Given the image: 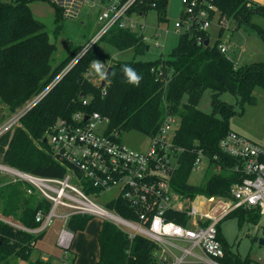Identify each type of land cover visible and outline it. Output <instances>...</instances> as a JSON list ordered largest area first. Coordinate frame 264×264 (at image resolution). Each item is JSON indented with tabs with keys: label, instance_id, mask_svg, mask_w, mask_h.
<instances>
[{
	"label": "trees",
	"instance_id": "16d2710c",
	"mask_svg": "<svg viewBox=\"0 0 264 264\" xmlns=\"http://www.w3.org/2000/svg\"><path fill=\"white\" fill-rule=\"evenodd\" d=\"M34 1H0V105L9 116L47 90L82 49L76 46L60 65L54 67L57 47L51 42L45 24L34 16L30 7ZM168 1L139 0L130 13L146 17L156 11L158 23L162 24L168 21ZM208 1L221 17L232 18L239 25L255 27L254 16L264 17V5L252 0ZM54 7L58 13L57 21L62 23V11ZM224 32L225 29L220 28L219 39L214 45L210 43L208 31L181 34L178 46L168 58L162 56L153 61L113 59L100 50L98 43L26 115L22 120L23 127L16 129L12 139L11 134L0 139V163L43 177L63 178L65 167L51 158L44 143L51 127L60 118L69 119L77 112H98L109 119L110 131H136L152 137L171 115L180 121L175 143L188 150L172 181L175 192L190 200L197 196L229 199L231 188L240 182L239 176L232 172L237 160L222 153L219 143L231 132L229 122L236 111L221 96L229 92L239 97L242 105L255 103V89L264 88V62L238 66L219 48ZM200 36L202 42L198 43ZM102 41L118 51L134 50L136 55L145 54L148 48L143 34L118 27ZM93 61L113 69L104 86L105 95L102 84H94L86 78ZM126 64L143 77L139 87L125 81L121 69ZM207 90L212 92L211 113L199 109ZM85 100H88L86 106ZM4 119L1 118L0 123ZM200 151L209 158V169L220 166L222 171L195 185L189 181ZM27 189L20 183L0 186V215L28 228H37L36 214L40 210L49 211L50 203L34 192L29 194ZM109 207L113 208L112 205ZM233 214L239 218L240 225L246 221L257 225L261 219L254 210L239 209L228 216ZM167 217L182 224L188 220L186 214L176 211L169 212ZM92 220L89 216H75L68 227L77 234L85 231ZM218 232L226 253L224 264H253L250 259L242 260L233 254L220 229ZM43 235L33 236L0 220V264H10L11 259H29L36 251L32 243ZM98 244L97 264H157L153 257L155 245L151 241L136 237L131 242L109 222L103 223ZM33 264H52V260H43L39 253Z\"/></svg>",
	"mask_w": 264,
	"mask_h": 264
},
{
	"label": "built area",
	"instance_id": "2783aa9c",
	"mask_svg": "<svg viewBox=\"0 0 264 264\" xmlns=\"http://www.w3.org/2000/svg\"><path fill=\"white\" fill-rule=\"evenodd\" d=\"M46 1L60 8L64 19H77L85 8L97 7L98 30L47 90L0 123V139L6 134H11L12 139L26 115L114 27L136 32L134 18L138 15L130 11L139 0ZM183 4L186 19L176 23L177 32H207L215 19L219 27L224 28L227 18L221 17L210 1L183 0ZM159 36L156 31L154 37ZM144 41L148 43L149 38L144 36ZM201 42L200 36L198 43ZM156 46L160 47V44L156 42ZM219 48L227 53L226 46ZM103 66L106 73L108 66ZM86 78L97 85L105 79L92 66ZM103 94H106L105 87ZM83 104L88 105V100ZM179 127L178 117L167 116L157 134L150 137L152 143L148 150L137 151L124 144L122 132L110 131L109 119L98 112H77L69 119L60 118L51 127L45 144L51 158L65 167L63 178L43 177L0 163L1 176L12 183L25 185L29 194L34 192L50 203L49 211L40 210L36 214L37 228H28L1 215L0 220L17 230L39 236L53 225L54 220L60 219L63 228L57 246L63 250L62 264H73L71 250L76 234L68 225L75 216L109 222L131 242L136 237L151 241L155 245L153 257L157 264H224L226 253L218 232L223 218L239 209L257 211L264 218V145L234 131L220 141V151L237 160L232 172L239 176L240 182L231 188L229 199L215 198L224 205L225 211L220 217L213 218L206 212L205 203L214 198L197 196L190 200L172 187L182 156L188 151L175 143ZM205 162H209V158L200 151L193 173L202 170ZM217 170L222 171L220 166ZM105 194L114 195L106 204L108 210L95 201ZM173 211L186 214L187 223L169 220L168 213ZM36 245L37 241H34L32 247Z\"/></svg>",
	"mask_w": 264,
	"mask_h": 264
},
{
	"label": "rangeland",
	"instance_id": "374dc122",
	"mask_svg": "<svg viewBox=\"0 0 264 264\" xmlns=\"http://www.w3.org/2000/svg\"><path fill=\"white\" fill-rule=\"evenodd\" d=\"M30 7L34 16L45 24L51 42L55 43L57 47L53 59L54 67L60 65L76 46H85L89 43L98 30L99 9L97 7L85 8L77 19H63L62 23L57 21L58 13L51 2L36 0ZM185 14L186 9L183 0H169L167 4L168 21L165 23H158L156 11H151L146 17L136 16L134 18L137 24L136 33L149 38L147 44L150 50L145 54L136 55L134 50L118 51L104 41L99 42L98 47L101 51L110 55L111 58L122 61L135 59L153 61L162 56L168 58V55L178 46L180 36L183 34L176 31L175 25L185 21ZM216 20L208 30L212 45L219 39L220 27L217 24L218 20ZM253 24L255 27L239 25L232 18L226 19L221 45L227 47V57L238 66L264 62V36L262 34V32L264 33V17L254 16ZM141 26H145V28L141 29ZM156 31L160 33L158 38L154 37ZM156 42L160 44V47L156 46ZM211 96L212 92L210 90L205 91L199 105L200 110L211 113ZM254 97L255 103H244V105L240 103L241 99L239 97L229 92L224 93L221 99L235 107L236 114L230 120L229 128L256 144L264 145V88L257 87L254 91ZM8 116L6 109L0 105V119L5 118L4 120H6ZM121 139L124 144L137 151L148 150L152 143L149 136L136 131L123 132ZM214 173H218L217 168L209 169V162H205L202 170L194 172L189 182L198 185ZM6 183H8V179L3 178L0 174V186ZM113 196V194H105L98 200L95 199V201L108 210L106 204ZM205 207L206 212L213 218L220 217L225 211L224 205L220 204L219 199L215 198L207 201ZM109 212L115 214L110 210ZM103 223L102 219L93 218L86 230L75 236L72 251L81 246L76 264H96L99 251L97 236L95 237V235ZM62 228V221L56 219L44 239L38 240L40 242L38 245L42 247L44 252L47 253L49 248H53L57 249L56 255H61L60 259H53L52 264H62L63 250L57 246L58 235ZM219 229L226 246L233 254L239 256L242 260L248 258L253 264H264V245L260 244V240H264V218H261L257 225L249 221L240 225L239 218L233 214L223 218ZM38 258L39 253L33 251L29 259H11L10 264H33Z\"/></svg>",
	"mask_w": 264,
	"mask_h": 264
},
{
	"label": "crops",
	"instance_id": "0c3cea01",
	"mask_svg": "<svg viewBox=\"0 0 264 264\" xmlns=\"http://www.w3.org/2000/svg\"><path fill=\"white\" fill-rule=\"evenodd\" d=\"M256 3H258V4H261V5H264V0H254ZM34 14V13H33ZM148 16V15H147ZM83 23V22H82ZM149 48V49H148ZM148 48H147V51H149L150 50V47L148 46ZM232 131V130H231ZM235 132V131H234ZM236 133H238V132H236ZM239 134V133H238ZM3 177V176H2ZM3 178H5V177H3ZM8 183H12L11 181H8ZM7 184V183H6ZM52 227V226H51ZM50 227V228H51ZM50 228L44 233V235L42 236V238L41 239H44V237L49 233V231H50ZM100 230H101V228L100 229H98V231H97V233H96V235H95V237L97 236V244H98V234H99V232H100ZM78 234V233H77ZM76 234V235H77ZM40 239V240H41ZM39 240V241H40ZM39 241H37V245H38V243H40ZM36 245V248H35V250L37 251V253H40L41 255H42V259L43 260H45V261H47L48 259H50V260H52V263H53V259H60L61 258V255H56V250L57 249H53V248H49V251L46 253V252H44L43 251V249H42V247L41 246H37ZM72 251V250H71ZM98 251H99V244H98ZM73 252V253H72ZM71 252V256H72V258H73V261H72V263H74V264H76V261L78 260V258H79V253L81 252V246L77 249V250H74V251H72ZM98 259H99V255H98ZM62 260V259H61ZM97 261L98 260H96V264H97Z\"/></svg>",
	"mask_w": 264,
	"mask_h": 264
},
{
	"label": "clouds",
	"instance_id": "9594fccd",
	"mask_svg": "<svg viewBox=\"0 0 264 264\" xmlns=\"http://www.w3.org/2000/svg\"><path fill=\"white\" fill-rule=\"evenodd\" d=\"M92 68L101 78L105 77L106 73L104 71V66L100 61H93ZM121 71L123 73L125 81L128 84L133 85L135 87H139L143 77L140 74H138V72L133 67L126 64L122 66Z\"/></svg>",
	"mask_w": 264,
	"mask_h": 264
},
{
	"label": "water",
	"instance_id": "95a60500",
	"mask_svg": "<svg viewBox=\"0 0 264 264\" xmlns=\"http://www.w3.org/2000/svg\"><path fill=\"white\" fill-rule=\"evenodd\" d=\"M206 44L208 45V44H209V41H207ZM148 49H149V48H148ZM112 71H113L112 67H108L107 72H106L105 79H104V81L102 82V88H104L105 84H106L107 81L109 80ZM44 143H47V139L44 140ZM260 244H261V245H264V240H263V239L260 240Z\"/></svg>",
	"mask_w": 264,
	"mask_h": 264
},
{
	"label": "bare ground",
	"instance_id": "6f19581e",
	"mask_svg": "<svg viewBox=\"0 0 264 264\" xmlns=\"http://www.w3.org/2000/svg\"><path fill=\"white\" fill-rule=\"evenodd\" d=\"M221 204V203H220ZM211 214V213H210ZM214 216V215H213ZM216 217V216H215Z\"/></svg>",
	"mask_w": 264,
	"mask_h": 264
}]
</instances>
